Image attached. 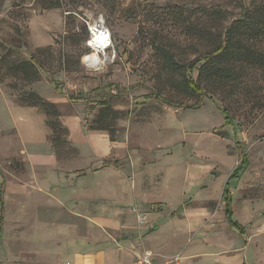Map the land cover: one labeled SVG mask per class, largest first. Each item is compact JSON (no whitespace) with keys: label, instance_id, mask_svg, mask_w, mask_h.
<instances>
[{"label":"rangeland","instance_id":"obj_1","mask_svg":"<svg viewBox=\"0 0 264 264\" xmlns=\"http://www.w3.org/2000/svg\"><path fill=\"white\" fill-rule=\"evenodd\" d=\"M262 4L0 0V184L6 181L2 254L9 255L13 247L18 219L29 217L30 206L38 205L40 195L46 197L47 185L57 188V179L66 178L63 189H71L72 201L88 197L96 187L102 212L116 211L122 224L113 236L117 243L135 240L143 247L166 223L180 233L181 243L162 255L143 252L164 262L178 257L181 264L236 257L244 239L227 225L222 191L245 156L248 165L230 181L236 220L248 239L264 234V62L245 65L237 83L224 85L208 84L198 66L190 75L204 95L195 96L179 86L182 75L163 67L155 48L161 45L188 63L212 48L202 32L220 33L240 17L244 5L254 10ZM203 9L219 10L224 18L215 21ZM99 20L110 29L113 48L100 54V64L90 66L89 25ZM252 46L264 56V36ZM31 57L42 78L29 85L11 67ZM29 93L56 106L66 129L60 138L66 142L55 145L57 134L47 123L51 117L21 102ZM161 96L201 108L169 106ZM105 99L121 115L115 141L107 132L89 130ZM141 189L161 196L142 202ZM41 216L38 229L46 247L52 242V223ZM169 232L165 228L161 234L164 243L170 242ZM21 249H12L14 257ZM49 261V256L39 257L40 264ZM0 264L14 263L7 257Z\"/></svg>","mask_w":264,"mask_h":264},{"label":"crops","instance_id":"obj_2","mask_svg":"<svg viewBox=\"0 0 264 264\" xmlns=\"http://www.w3.org/2000/svg\"><path fill=\"white\" fill-rule=\"evenodd\" d=\"M1 175V174H0ZM232 175V174H231ZM230 177L225 183H229ZM56 187L47 185L44 191L45 195H40L38 205L30 206L29 217L18 219L19 231L15 233L13 247L8 252L9 255L2 254V246H0V262L5 258L13 260L14 264H40V256H49L48 264H134L138 256L144 254L143 250L152 251L157 255L170 253L181 243V235L171 228L170 225L164 223L157 231L147 238L143 247L138 241H123L117 243L113 236L120 233L122 224L117 219L116 211L102 212L97 206V188H93L88 197L79 198L77 201L70 199L71 189H63L68 180L57 179ZM65 184V185H64ZM5 179L0 184V218L3 217L2 226L0 225V241L3 235L4 227V188ZM55 186V185H54ZM225 188V185H224ZM223 188V191H224ZM222 199L225 207V219L229 228L244 239L241 252L233 258H225L220 263L213 264H240L239 260H243L244 264H264V234H258L254 238L248 239L245 226L236 220L233 204V221L244 229L242 234L237 228L232 227L226 217L225 199ZM140 201L147 202L157 200L161 195H153L151 192H144L141 189L139 193ZM45 211V212H44ZM41 214L47 215L52 223L50 241L46 247H42L41 241L44 233L40 232L38 225L43 222ZM175 216V213L172 214ZM51 218V219H50ZM46 219V218H45ZM165 228H168L170 242L164 243L161 234ZM118 230H120L118 232ZM169 232V233H170ZM164 238L167 236H163ZM22 245L21 251L14 257V250ZM151 252V253H152ZM157 264H165L163 259L154 255ZM184 264H190L188 262Z\"/></svg>","mask_w":264,"mask_h":264},{"label":"trees","instance_id":"obj_3","mask_svg":"<svg viewBox=\"0 0 264 264\" xmlns=\"http://www.w3.org/2000/svg\"><path fill=\"white\" fill-rule=\"evenodd\" d=\"M207 16L212 17L215 21L221 22L224 16L221 11L216 9H203ZM203 36L211 40L212 48L202 55H198L195 59L184 63L175 58L174 54L161 45L156 46V51L159 52L163 67L172 72L183 76L180 83L186 92L195 96H203L204 91L202 87L191 77V73L199 71V77L203 78L211 85L235 84L241 78V68L245 65L254 66L260 62H264V56L257 53L253 48L254 40L264 36V4L260 7H255L254 10L247 5L242 8V13L239 18L228 23L224 30L220 33H201ZM38 61L35 57H31L28 61H18L11 68L15 76L20 77L25 83L31 85L41 80V74L37 69ZM241 70V71H240ZM0 82L2 79L0 78ZM52 83L54 81H51ZM84 95H80L78 99H83ZM150 98V97H147ZM167 105L176 108H185L188 110H197L201 108V104L185 105L182 102H177L171 99L160 97ZM76 99V97H73ZM21 102L24 104L36 107L44 111L51 119L47 122L53 129L57 137L54 144L58 145L66 142L65 139L60 138V134L66 132L59 121V113L56 106L35 93H29L21 97ZM99 112L94 120L95 125H91L89 130L107 132L111 141H115L116 122L120 119V113L114 111L107 99L101 101ZM229 116H226V120ZM231 124L226 121V125ZM248 165V159L244 157L241 166L236 169L230 179L235 178L239 170ZM223 197L226 205V217L232 227L237 228L242 234L244 229L233 221V204L232 196L229 190V183L225 185ZM3 217L0 218V225L2 226ZM1 233V232H0Z\"/></svg>","mask_w":264,"mask_h":264},{"label":"built area","instance_id":"obj_4","mask_svg":"<svg viewBox=\"0 0 264 264\" xmlns=\"http://www.w3.org/2000/svg\"><path fill=\"white\" fill-rule=\"evenodd\" d=\"M90 40L94 43L89 45L93 52H99V55H106L113 48V39L110 29L106 26L104 20H99V22L89 25ZM90 56V55H89ZM90 66H97V63L87 60ZM134 264H157L154 260V255L151 252H145L144 254L138 256ZM165 264H181L180 258L174 257Z\"/></svg>","mask_w":264,"mask_h":264},{"label":"bare ground","instance_id":"obj_5","mask_svg":"<svg viewBox=\"0 0 264 264\" xmlns=\"http://www.w3.org/2000/svg\"><path fill=\"white\" fill-rule=\"evenodd\" d=\"M94 43L91 41L89 45H93ZM87 60L92 61L94 63L100 64L101 63V57L99 55V52H93L90 56L87 57Z\"/></svg>","mask_w":264,"mask_h":264}]
</instances>
